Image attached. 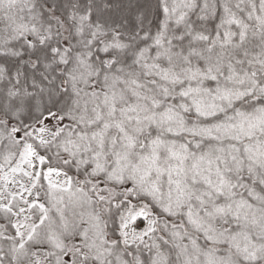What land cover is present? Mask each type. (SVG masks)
Returning a JSON list of instances; mask_svg holds the SVG:
<instances>
[{
    "label": "snow or ice",
    "instance_id": "6c2138e0",
    "mask_svg": "<svg viewBox=\"0 0 264 264\" xmlns=\"http://www.w3.org/2000/svg\"><path fill=\"white\" fill-rule=\"evenodd\" d=\"M0 264H264V0H0Z\"/></svg>",
    "mask_w": 264,
    "mask_h": 264
}]
</instances>
